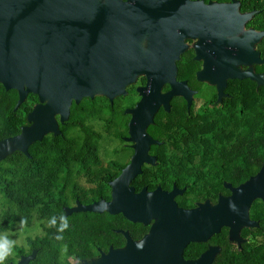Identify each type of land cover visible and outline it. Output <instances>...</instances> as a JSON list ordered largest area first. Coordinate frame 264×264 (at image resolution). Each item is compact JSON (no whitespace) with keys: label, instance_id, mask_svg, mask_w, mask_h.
<instances>
[{"label":"flooded vegetation","instance_id":"1","mask_svg":"<svg viewBox=\"0 0 264 264\" xmlns=\"http://www.w3.org/2000/svg\"><path fill=\"white\" fill-rule=\"evenodd\" d=\"M99 2L105 6L104 10L117 14L118 19V25L107 30L108 38L103 40L104 45L109 44L111 35L115 44L135 43L142 53L149 52L150 46V56L154 59L150 65L153 76H167L171 61H174L175 66V82L172 84L165 82L158 89H145L146 74L140 73L135 75V82L125 88V95L110 101L105 91L97 92L92 98L82 97L78 103L73 101L68 118L63 123L60 122V115L55 114L54 120L59 131L57 136L68 132V137L80 150L40 151L34 154L39 160H33L32 163L29 161L32 159L29 152L28 156L24 155L28 159L24 167L28 179L31 178V172L36 171L40 174L39 179L49 183L48 188L59 190L58 201L63 203L61 210L64 218L69 217L75 221L116 219V227L110 228L116 237H112V242L106 240L98 244L106 245L105 248L95 247L100 256L107 254L110 249H123L126 245L125 233L132 241H141L156 220L151 219L145 225L131 222L121 213L111 214L106 209L102 213L78 212L89 214L82 216H75L78 213L66 215V210L98 202H102V206H109L114 200V189L122 191L125 188L132 189L133 195L141 194L143 190L146 195L152 194L158 189L161 193L170 194L175 189L172 201L177 209L183 211H193L206 204L214 207L220 198H229L232 190L259 173L264 164L254 174L242 179L240 173L243 171L237 165L236 148L238 124L252 125L257 120L264 122V103L254 101L253 95V88L255 91L261 88L264 95V85H258L250 78H227L223 86L224 71L205 70L203 57H198L196 46L211 44L215 41L212 36H217L216 20L205 16V10L174 8L168 6L169 0ZM238 12L241 15L256 12L245 23L244 30L251 29L248 24L255 15L261 13L259 10ZM231 39L232 37H227V40ZM231 67L235 71L234 75L250 70L251 74L260 75L264 81V64H234ZM108 75L109 71L103 69L101 76ZM143 93L147 101L141 103ZM39 105L37 97L36 102L22 103L20 106L24 109L17 115L12 114L10 121L19 124V133L0 141L19 135L24 127L29 128L32 125L29 115ZM72 113L73 122L67 125ZM131 130L136 133L144 131V142L140 144L139 151H136L139 146L136 138L139 135L132 136ZM57 136L48 133L42 140ZM227 140L234 146L231 150L232 163L228 167L222 166L220 162L210 165L207 160L217 154L198 149L203 141L220 144ZM101 143L104 144L101 146ZM205 147L204 145L202 148ZM256 201L258 202L251 213ZM248 216L249 221L257 225L240 231L239 245L230 240L229 229L221 227L206 241L189 243L185 249L190 244H195L199 253L197 258L211 248L218 249L214 264L221 254L224 238L238 251L244 244L264 247V201L254 200ZM30 229H34V233H28V239L38 234L37 228ZM243 233L246 237L242 236ZM103 237L107 235L104 234ZM94 245L97 243L90 244Z\"/></svg>","mask_w":264,"mask_h":264},{"label":"water","instance_id":"2","mask_svg":"<svg viewBox=\"0 0 264 264\" xmlns=\"http://www.w3.org/2000/svg\"><path fill=\"white\" fill-rule=\"evenodd\" d=\"M99 1L0 0V85L5 91L17 92L14 109L29 94L35 95L40 104L29 115L32 122L29 128L24 127L19 135L0 141V161L15 151L28 156L33 143L41 141L48 133L57 136L59 131L54 115L59 114L60 122H65L73 101L78 103L82 97L92 98L97 92L105 91L112 101L125 95V88L132 85L135 75L140 73L146 74L145 89H158L165 82H175L174 61L170 62L167 76L152 75L150 65L154 59L150 56V46L149 52L142 53L135 43L115 44L111 35L107 46L102 43L108 38L107 30L118 25V19L114 12L104 10L105 6ZM168 6L205 10V16L215 18L217 36H212L215 41L205 46L197 45L196 51L198 57H203L207 72L224 71L223 86L227 78H250L258 85H264L260 75H253L250 70L234 75L231 67L234 64H264L256 50L264 38V30H244L245 23L256 12L239 14L238 0L226 3L169 0ZM227 37L232 39L229 41ZM174 57L176 59L177 55ZM103 69L109 71L108 76H101ZM146 101L143 93L141 103ZM143 133V130L137 133L131 130L132 136L139 135L136 151L144 142ZM175 193V189L170 194L158 189L152 194L146 195L143 190L141 194L133 195L132 189H114V200L109 206L98 202L66 210V215H70L102 213L106 209L111 214L121 213L127 220L145 225L151 219L156 220L141 241L134 242L125 233L123 249H110L107 254L82 263L212 264L218 249L211 248L195 260H185V247L189 243L206 241L221 227L228 228L230 240L240 244V231L257 225L249 221L248 211L254 200L264 201V166L255 177L232 190L229 198H220L214 207L206 204L193 211L177 209L172 201ZM35 255L36 251H32L27 256H20L15 264H29Z\"/></svg>","mask_w":264,"mask_h":264},{"label":"trees","instance_id":"3","mask_svg":"<svg viewBox=\"0 0 264 264\" xmlns=\"http://www.w3.org/2000/svg\"><path fill=\"white\" fill-rule=\"evenodd\" d=\"M210 0H204L207 3ZM217 3H226L230 0H211ZM240 9L259 10L261 13L255 15L248 24V28L256 31L264 30V3L251 0H238ZM261 59H264V38L256 47ZM261 69V67L259 68ZM254 101L264 103L263 91L260 88L255 91L253 88ZM17 92L14 90L5 91L0 85V139L13 136L19 133V124L10 123L11 115H17L24 109L20 106L14 110L17 102ZM36 102L34 95H29L23 104ZM21 118V117H20ZM22 119V118H21ZM72 116L68 119V124H72ZM237 137V165L242 175L246 179L264 164V122L257 120L252 125L238 124ZM44 145V146H43ZM205 148H202L203 146ZM233 143L229 140L224 143H205L198 145V149L214 152L217 155L210 158L208 163H222V166H230L232 163ZM75 147L68 132H63L62 136L46 137L41 142L33 143L28 152L32 156L29 160H39L34 156L40 151H73L80 150ZM196 150V148H195ZM48 159V158H47ZM28 159L18 151L13 152L0 161V235L13 232L17 225L25 228H37L38 234L27 239L26 252H17L16 260L10 259L5 264H15L20 256L29 255L32 250L36 251L34 260L29 264H74L82 261H90L99 257L95 247L102 241H111L116 237L111 231V227H116V219L103 221H75L69 217H63L61 205L58 201L59 190L48 188L49 183L39 179L40 174L31 172L28 179L25 172V165ZM258 201L253 203L251 213ZM89 215L78 213L75 216ZM43 218L44 220H42ZM46 218V219H45ZM66 225V226H65ZM262 223L260 224V228ZM107 237H103V235ZM246 237V234H242ZM113 237V238H112ZM112 242V241H111ZM84 243L85 245H82ZM92 243L97 245L90 246ZM221 254L214 264H264V247H251L244 244L238 251L224 238L221 245ZM195 244H190L184 251L185 258H197L199 253ZM196 251V253H195Z\"/></svg>","mask_w":264,"mask_h":264},{"label":"rangeland","instance_id":"4","mask_svg":"<svg viewBox=\"0 0 264 264\" xmlns=\"http://www.w3.org/2000/svg\"><path fill=\"white\" fill-rule=\"evenodd\" d=\"M103 144L101 143V146ZM28 229L30 228H25L22 225H17L13 230V232L0 235V249H3L5 246L10 247L11 249L9 255L6 257L5 263L10 259H15L17 256L16 255L17 252L19 251L26 252V249H28L27 248L28 235L34 233V229H30V231ZM79 264H83V263H79Z\"/></svg>","mask_w":264,"mask_h":264},{"label":"clouds","instance_id":"5","mask_svg":"<svg viewBox=\"0 0 264 264\" xmlns=\"http://www.w3.org/2000/svg\"><path fill=\"white\" fill-rule=\"evenodd\" d=\"M10 250V247L7 246H5L3 249H0V264H5L6 257L9 255Z\"/></svg>","mask_w":264,"mask_h":264},{"label":"built area","instance_id":"6","mask_svg":"<svg viewBox=\"0 0 264 264\" xmlns=\"http://www.w3.org/2000/svg\"><path fill=\"white\" fill-rule=\"evenodd\" d=\"M251 1H255V2L264 3V0H251Z\"/></svg>","mask_w":264,"mask_h":264}]
</instances>
